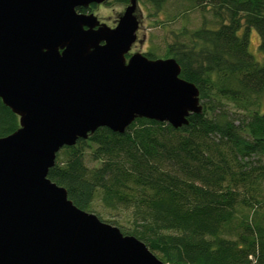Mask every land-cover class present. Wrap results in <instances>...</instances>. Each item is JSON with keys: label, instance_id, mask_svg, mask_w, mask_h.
<instances>
[{"label": "trees", "instance_id": "1", "mask_svg": "<svg viewBox=\"0 0 264 264\" xmlns=\"http://www.w3.org/2000/svg\"><path fill=\"white\" fill-rule=\"evenodd\" d=\"M168 1L147 0L158 11ZM181 4L204 16L175 31L164 56L198 87L202 112L179 128L147 118L124 133L100 127L62 148L48 177L105 221L100 201L126 224L107 222L164 264H264V60L250 51L254 29L264 54V0ZM19 126L0 98V138Z\"/></svg>", "mask_w": 264, "mask_h": 264}, {"label": "water", "instance_id": "2", "mask_svg": "<svg viewBox=\"0 0 264 264\" xmlns=\"http://www.w3.org/2000/svg\"><path fill=\"white\" fill-rule=\"evenodd\" d=\"M104 1L0 0V98L20 123L0 138V264H164L48 177L62 148L100 127L179 128L202 112L174 58L130 54L138 0L115 27L78 10Z\"/></svg>", "mask_w": 264, "mask_h": 264}, {"label": "rangeland", "instance_id": "3", "mask_svg": "<svg viewBox=\"0 0 264 264\" xmlns=\"http://www.w3.org/2000/svg\"><path fill=\"white\" fill-rule=\"evenodd\" d=\"M128 4L118 0H106L101 4L91 5L86 13H93L101 23L115 27ZM181 5V0H169L158 11L147 0H138L136 15L140 26L137 32V41L133 44L130 54L137 52L145 54L152 51L156 58H166L164 56L166 48L173 41L175 31L184 26L189 29L200 26L204 15L199 10H191L187 7L182 10ZM206 19H211L210 13H206ZM259 44V34L253 29L250 33V51L257 59L264 60V54L260 52ZM95 207L105 222L118 218L120 222L126 224L121 217H114L113 214L104 210L100 201L95 203Z\"/></svg>", "mask_w": 264, "mask_h": 264}, {"label": "flooded vegetation", "instance_id": "4", "mask_svg": "<svg viewBox=\"0 0 264 264\" xmlns=\"http://www.w3.org/2000/svg\"><path fill=\"white\" fill-rule=\"evenodd\" d=\"M90 8V7H89ZM88 9V8H87Z\"/></svg>", "mask_w": 264, "mask_h": 264}]
</instances>
